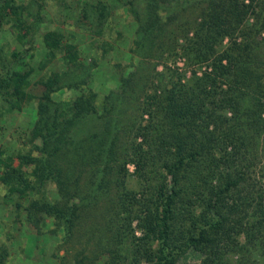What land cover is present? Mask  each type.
Returning <instances> with one entry per match:
<instances>
[{
    "label": "trees",
    "instance_id": "obj_1",
    "mask_svg": "<svg viewBox=\"0 0 264 264\" xmlns=\"http://www.w3.org/2000/svg\"><path fill=\"white\" fill-rule=\"evenodd\" d=\"M73 2L0 0V35L19 46L1 37L0 118L36 102L31 148L1 163L4 205L73 248V264H180L189 250L199 264H264V190L246 184L264 169V0H124L131 72L103 92L88 87L78 34H38L51 4L116 42L106 0Z\"/></svg>",
    "mask_w": 264,
    "mask_h": 264
},
{
    "label": "rangeland",
    "instance_id": "obj_2",
    "mask_svg": "<svg viewBox=\"0 0 264 264\" xmlns=\"http://www.w3.org/2000/svg\"><path fill=\"white\" fill-rule=\"evenodd\" d=\"M50 0H48L49 2ZM74 0H72V3ZM124 0L120 2L117 0H106L107 5L111 10L113 23L115 25L116 42L109 43L107 45L112 46V50L108 51V55H102L103 48L107 49L106 43L97 44L94 42V34H85L84 31L80 33V26L74 23L71 18H65L56 16L54 10L51 9L50 5L45 6L42 10V24L40 26L38 34H42L49 30H62L63 32H69L72 34H78L76 40H71L76 43L80 48V57L83 59L85 65H89L91 61L94 60L95 66L92 68V78L89 81V88L94 90H100L101 92L109 90V88H114L116 86L115 79L118 78L120 74H128L131 72L129 68V48L133 39L134 30L132 29L134 25L130 23L127 19L126 7L123 3ZM71 2V1H70ZM95 3V0H92ZM78 3V2H77ZM52 19V20H51ZM83 30V29H81ZM114 33V34H115ZM1 37H7L13 48H17L18 44L11 34L0 35ZM40 35L35 38V46H40ZM19 47V46H18ZM29 47V44H24L23 50ZM21 51V48H19ZM25 56H30L27 52ZM43 55L38 52L34 53V59H28L29 62L36 65L39 61L41 62ZM150 62L147 66L145 73H150L152 67ZM174 63L168 61L170 67H174ZM176 67L183 71L184 61L179 60L175 64ZM52 71L59 70V63L54 62L50 66ZM202 68L201 70H204ZM44 68L43 72H36L33 76V82L41 79V76L47 72ZM158 71H162V66H158ZM200 74V70L197 71ZM187 76L190 73L187 72ZM39 88L33 85L30 88V93L37 94ZM77 93V91H71L63 93L64 97L72 98ZM38 95V94H37ZM36 102H26L23 104L20 111H15L14 113L3 115L0 118V176L2 174V166L5 163L6 158L10 156H15L17 153H26L30 148V129L31 125L35 120L34 109ZM2 112V108L0 109ZM18 162L15 160L14 166H17ZM129 178L127 179L129 186L136 187L137 177L133 175L134 168L132 165H128ZM263 165L258 162V165L251 169L250 175L251 179L249 183L255 190L258 187H262L264 190V169ZM262 173V174H261ZM253 188V189H254ZM50 195L51 186L47 187ZM5 187L0 183V264H73V259L76 251L69 249L68 252L65 248H61L58 245V241L55 240L52 235L43 231L41 235L37 234L35 229L26 221L24 210L17 211L14 204L4 205L3 196L5 195ZM48 221L45 222V225ZM139 235V232H138ZM76 250H79V245L76 246ZM92 249V248H91ZM202 256L194 251L189 250L181 259L180 264H199ZM124 264H128L127 262ZM140 264H146L140 262Z\"/></svg>",
    "mask_w": 264,
    "mask_h": 264
}]
</instances>
